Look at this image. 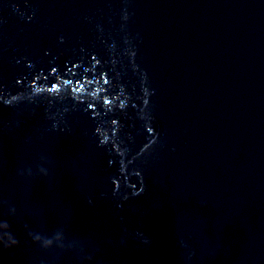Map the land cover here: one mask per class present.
I'll use <instances>...</instances> for the list:
<instances>
[{"label":"water","instance_id":"obj_1","mask_svg":"<svg viewBox=\"0 0 264 264\" xmlns=\"http://www.w3.org/2000/svg\"><path fill=\"white\" fill-rule=\"evenodd\" d=\"M0 264H264V0H0Z\"/></svg>","mask_w":264,"mask_h":264}]
</instances>
